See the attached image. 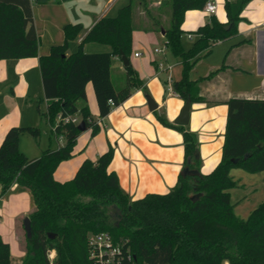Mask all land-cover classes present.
<instances>
[{"label":"trees","instance_id":"obj_1","mask_svg":"<svg viewBox=\"0 0 264 264\" xmlns=\"http://www.w3.org/2000/svg\"><path fill=\"white\" fill-rule=\"evenodd\" d=\"M49 1L67 0H0V61L38 59L43 88L38 113L64 139L62 145L47 148L35 159L20 151L19 139L26 133L37 141L39 127L13 126L0 143V199L14 184L27 189L33 198V209L27 215L31 237L20 239L24 251L21 264H90L88 239L101 232L109 233L123 253L131 255V261L123 264H264V202L242 219L235 215L230 197V190L238 186L231 176L233 169L248 174L264 172V99H228L220 161L207 174L179 175L170 192L148 193L131 201L120 188L117 174L109 170L114 157L111 145L95 161L83 160L71 180L60 183L53 176L62 162L73 157L81 133L77 125L64 124L58 116L79 114L92 136L99 132V126L89 122L94 118L87 106V84L93 87L98 119L109 114V100L117 107L142 88L130 63L132 32L138 28L134 24L137 6L149 20L142 30L163 33V46L181 64L180 78L172 82L173 91L184 103L194 104L207 101L199 94V81L190 79V72L211 53L214 44L237 34L241 13L251 0H224L226 23L210 16L194 32L196 38L187 50L181 43L184 15L202 10L208 0H166L158 8H150L153 0H129L114 17L98 19L74 53L67 51L69 42L82 30L79 24L66 25L63 43L39 55L32 4ZM165 7H169L168 26L162 19ZM89 42L111 50L85 53L83 46ZM121 54L129 65L123 83L116 88L111 80L112 59ZM223 68L210 71L205 79ZM41 102H45V110L40 109ZM159 122L181 133L184 166L195 167L198 147L192 135L182 126L163 119ZM195 195L198 198L192 202ZM112 210L119 212V220L113 219ZM20 232L25 235L22 227ZM49 252L54 253L52 261ZM0 264H12L9 244L1 238Z\"/></svg>","mask_w":264,"mask_h":264},{"label":"crops","instance_id":"obj_2","mask_svg":"<svg viewBox=\"0 0 264 264\" xmlns=\"http://www.w3.org/2000/svg\"><path fill=\"white\" fill-rule=\"evenodd\" d=\"M81 1L67 0L62 3L49 1L44 4H32L33 24L40 42L39 55H46L52 46L63 43V29L66 25L79 24L82 30L75 40L69 42L70 50L67 51V54L74 53L81 39L94 23L102 17H109L107 16L109 11L118 3V0H106V4L101 0H87L86 4ZM155 1L152 2L154 6ZM128 2L129 0L123 2L121 7ZM223 4L224 0H217L216 13L212 16L219 22L226 23ZM209 17L203 9L187 11L181 30L189 32L187 35H193L195 39L194 32L204 25ZM241 17L243 20L237 26V34L214 44L211 53L200 60L190 72V79L199 81V94L207 101L190 105L188 124L184 126L198 147L196 155L198 162L195 167L189 168L197 170L200 174L212 171L221 159L227 114L225 102L232 97L264 99V0H251L244 8ZM140 27L143 29L142 25L138 26V29ZM91 44H84L85 53H104L111 50L107 45ZM189 48L184 47L185 50ZM153 54L160 56L152 57L150 63L152 67L136 66L143 84L142 88L134 90L127 100L111 109L102 119H98L93 87L87 84V106L94 121L101 122L99 132L95 136L91 135V129L80 133L73 148V157L62 162L54 172L56 181L63 183L71 180L83 160L95 161L111 145L114 157L109 170L117 174L120 188L131 201L140 199L148 193L164 194L176 186L180 172L186 167L182 135L179 131L162 125L159 119L174 125L184 105V101L166 93L162 86L169 74L173 81L180 78L181 64L176 59L175 63H170L163 50L161 53ZM140 56L139 53L136 58ZM112 60H119L121 67L115 66L116 71L124 77L125 68L120 58L113 57ZM159 64L164 66V71L158 72ZM177 66L178 77L174 78L173 73ZM221 66H224L222 70L205 79L210 71ZM167 67L171 69L166 70ZM112 70L113 68H111V80ZM0 93L4 97L3 104H5L0 107L1 143L7 130L13 126L37 127L35 126V115L36 112L38 113L37 101L40 95L43 99L38 59L1 60ZM148 95L157 105L154 111L148 107L146 99ZM171 100L173 103L169 105ZM34 104L37 111L34 109ZM79 106L82 104L80 103ZM46 125L47 133L51 138L50 126L47 122ZM232 171L231 176L242 181L234 191L245 187L244 181L250 178L247 176H251L250 181L253 183L249 192L264 187V172L246 175L244 171H234L233 174ZM232 191L233 189L230 190L231 200ZM9 196L15 199L17 208L9 221L10 225L8 223V229L7 226L6 229L5 226H0V238L9 244L11 263L21 264L24 251L20 245L21 232L18 221L23 220L32 211L33 198L27 189L16 184L1 198L2 201L7 200ZM8 202L9 199L4 202L2 212H5L4 207ZM238 202L239 200L236 199V206L232 202L234 213L244 219L237 212V207L240 206ZM261 202L264 201L258 200L259 204Z\"/></svg>","mask_w":264,"mask_h":264},{"label":"rangeland","instance_id":"obj_3","mask_svg":"<svg viewBox=\"0 0 264 264\" xmlns=\"http://www.w3.org/2000/svg\"><path fill=\"white\" fill-rule=\"evenodd\" d=\"M101 2L103 4H106V0H101ZM123 2H127V0H118V3L116 5V7L109 11L108 15L109 17H114L117 12H118V8H120L122 6V4H124ZM166 0L163 2L165 3ZM215 2L217 3V0H215ZM81 3L86 4L87 0H82ZM136 3V2H135ZM219 5V3H218ZM158 8L157 6L150 5V8ZM136 16H135V20H134V24L138 26L142 25L143 27L147 26L149 23V20L147 18V16L143 13L142 9H140V7H136ZM163 11L165 12V15L162 16L163 20H166L165 25L168 26L169 24V20L167 19V15L169 14V7H165L163 9ZM243 12V11H242ZM242 14V13H241ZM189 32H183L182 36H181V43L183 47L189 48L194 40V36L192 35L191 39H188L187 34ZM72 42V41H71ZM86 45H92L91 42L89 43H85ZM159 47H161V49L164 51L167 60L170 63H175L176 60L175 58L170 54L169 50L166 49L163 46V37H162V33L161 32H146L144 30H142V27H140L139 29H135L132 32V43H131V55H130V63L132 65V67L136 70V66H151V59L152 57H159L160 55H155L154 53V49L157 48L159 49ZM77 48V47H76ZM68 50H70V48H68ZM138 52L141 54L140 58H136L134 57V53ZM155 55V56H154ZM121 63L119 62V60H112V81L113 84L116 88H118L119 86H121V84L124 81V77H121L119 74H117L116 71V67H121L120 66ZM152 67V66H151ZM179 69V67L177 66L174 70V78H177V70ZM125 76V74H124ZM175 81V80H174ZM162 84V83H161ZM163 89L165 91V86L162 84ZM150 97V95H148ZM42 99V95L39 96L38 100ZM173 100H171L168 104H172ZM161 102V101H159ZM4 97L2 95V93H0V107L4 106ZM36 104H34V109L36 110ZM40 108L43 110L45 108L44 102L40 103ZM35 119H36V124L35 126L40 128V137L38 138L37 141L33 140V138L24 133L20 136L19 139V149L20 151L26 155L27 158H39L42 154V151L46 150L49 146H51V148H56L58 146L57 141L51 137L49 138V134L47 133V125L44 119H41L39 117V114L36 112L35 115ZM234 171H242L240 169L238 170H233L232 174L234 173ZM246 175H249L246 173ZM250 177L251 176H247ZM254 177V176H253ZM252 177V178H253ZM250 178H246V180L244 181L245 187L237 189L236 191L231 192L232 194V202L234 203V205L236 206L237 204L235 203V200H239V207H237V212L243 216L244 219H246L248 217V215L250 214V212L259 204L258 200L264 201V187H258V189L256 191L249 192L250 186L253 185V183L250 181L252 179ZM234 180H236L238 182V185H240L242 183L241 180L238 181L237 178H234ZM238 187V186H237ZM236 187V188H237ZM175 187L169 189L170 192L171 190H173ZM163 194V193H160ZM246 196V197H244ZM246 198V199H245ZM9 199V202L5 205V212H2V206L4 205V202H7ZM7 200H0V226H7L8 229V223L10 225L11 219H12V214L14 213V211L17 208V205L15 206V199L8 198ZM112 217L113 219L119 220L120 216L119 213H116V211L112 210ZM24 220V219H23ZM23 220L19 219L18 223H19V227H22L23 229ZM24 231V230H23ZM25 233V232H24ZM26 236L24 234H22L21 238L22 240H24Z\"/></svg>","mask_w":264,"mask_h":264},{"label":"built area","instance_id":"obj_4","mask_svg":"<svg viewBox=\"0 0 264 264\" xmlns=\"http://www.w3.org/2000/svg\"><path fill=\"white\" fill-rule=\"evenodd\" d=\"M31 2H34L35 0H30ZM165 0H156L155 1V6H160L163 4ZM217 5L215 1L213 0H208L205 5H204V12L212 16L216 13ZM188 39H191V35H187ZM155 53H161L162 49H154ZM135 57L139 56V53L134 54ZM164 66L162 64H159L157 67L158 72L164 71ZM171 67H167L166 70H170ZM165 92L168 94H172L176 97H179L172 88V77L171 75H167L165 79ZM109 106L111 109L115 108L116 105L112 100L108 101ZM57 120H61L62 123L64 124H75L78 125L81 122V118L79 114H74V115H68L63 118L57 117ZM92 124H97L98 126L100 125V120H89ZM50 126V132L53 136V138L57 141L58 146L62 145L64 143V139L62 135H58L55 132V128L51 125ZM88 260L90 264H123L124 261H131V255L129 253H123L122 249L116 245L113 242V239L111 235L107 232H101V233H96L93 234L89 237L88 239ZM54 253L49 252L48 258L50 261L53 260Z\"/></svg>","mask_w":264,"mask_h":264},{"label":"water","instance_id":"obj_5","mask_svg":"<svg viewBox=\"0 0 264 264\" xmlns=\"http://www.w3.org/2000/svg\"><path fill=\"white\" fill-rule=\"evenodd\" d=\"M229 26L226 27V29H228ZM120 60L122 62V65L124 68H126L129 65V60L123 55H120ZM147 103H148V107L151 111H154L157 108V105L154 103V101L147 96ZM190 105L191 103L189 101L185 102L184 105L182 106L179 116L178 118L174 121V125L177 126H186L188 124V119H189V110H190ZM77 129L80 132H84L86 130V126L84 124L83 121H81L78 125H77ZM181 177L185 178V177H196L199 176L200 173L197 170H192L189 168V166H186L179 174ZM198 198V195H195L194 197H191V201L194 202L196 199ZM116 213H119L116 210ZM23 229L25 232V235L27 238L31 237V225H30V220L28 217H25L23 220ZM49 239H53V235L49 234L48 235Z\"/></svg>","mask_w":264,"mask_h":264}]
</instances>
